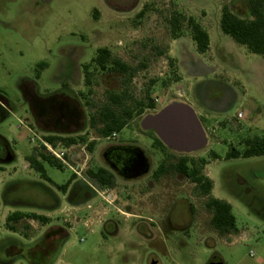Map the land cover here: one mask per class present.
I'll return each instance as SVG.
<instances>
[{
  "label": "rangeland",
  "instance_id": "1",
  "mask_svg": "<svg viewBox=\"0 0 264 264\" xmlns=\"http://www.w3.org/2000/svg\"><path fill=\"white\" fill-rule=\"evenodd\" d=\"M232 1L0 0V103L7 110L0 120V264L25 260L32 245L20 233L33 236L41 226L22 221L20 233L8 229L5 214L17 209L50 213L53 221L88 222L89 228L80 225L75 229L62 255V260L75 264H151V257L158 264H209L215 253L224 264H264V154L226 156L233 146L243 150L240 143L247 136L264 132V56L250 52L222 31V8L232 7ZM145 4V16L139 19L136 14ZM175 14L194 16L208 30L211 41L206 54L197 51L185 22L183 36L173 38L170 19ZM104 46L111 49L113 57L136 69L130 80L91 64ZM86 64L93 70L90 86L83 73ZM121 88H128L138 99L145 91L154 99L153 108L136 114L130 121L132 128L119 133L122 141L139 140L149 154L153 152L150 142L138 131L144 117L174 101L194 108L208 144L189 156L207 159L203 174L210 173L213 180L212 196L232 205L238 232L220 236L210 225L208 197H203L193 182L176 174L153 182V190L147 187V180L119 181L116 189H144L147 216L154 214L151 201L155 195H159L163 211L172 196L186 197L198 221L188 235L170 231L153 239H137L129 244L134 251L128 252L118 245L102 244L96 222L104 220L113 208L108 203L93 209L91 201L82 209L64 203V212H55L63 195L57 184L67 183L73 173L67 166L59 168L43 161L51 182L31 167L26 157L34 153L40 160L43 150L31 141L27 127L41 138L54 132H41L39 125L51 123L58 135L101 138L95 139L93 151L87 149L84 154L80 150L76 156L81 162L77 170L84 174L91 166L104 165L101 152L106 142L89 124L91 116L104 104L109 90L119 92ZM76 93L74 101L64 98ZM41 102L60 108L71 103L77 116L79 112L82 116V128L66 132L67 117L58 118L62 113L58 107L57 116L47 108L49 113L36 122L34 109ZM129 104L135 105L134 100ZM239 111H244L245 120L237 118ZM10 150L15 158L5 160Z\"/></svg>",
  "mask_w": 264,
  "mask_h": 264
},
{
  "label": "flooded vegetation",
  "instance_id": "2",
  "mask_svg": "<svg viewBox=\"0 0 264 264\" xmlns=\"http://www.w3.org/2000/svg\"><path fill=\"white\" fill-rule=\"evenodd\" d=\"M145 6L146 4L136 14L137 17L138 14L145 9ZM229 8L241 17H245L246 15V17L250 16L249 0H233L232 7L229 6ZM144 16L145 14L143 17ZM91 64H94L95 68H98L102 72L107 71L122 74L125 77L124 79L127 77L125 74L112 69L103 70L96 62H93V60ZM89 72L92 75L93 70H89ZM83 73L86 77L84 66ZM124 89L125 88H121L120 91H123ZM108 92L106 93V97ZM146 95L147 93L145 91L142 98L146 97ZM77 97L78 93H76L74 97L68 95L65 98L66 100L74 101ZM69 104L71 105V103ZM69 104L66 102L63 107L64 109H62L63 117H67L65 125L68 126V129H65V131L76 132L82 128V121L78 118L77 114ZM6 113L7 110L5 105L0 103V120ZM125 128L132 127L128 124L122 130ZM138 131L145 139L149 140L153 149L151 154H149L147 149L139 143V140L122 141L119 138L120 132H114L116 133L115 137H111L113 133L108 136H102V139L106 142L104 149L101 152V158L104 165L97 164L91 166L90 169L95 171V175L92 176L88 174V170L90 169L86 170L84 174L81 175L72 171L73 174L67 182V188L60 189L57 187L63 195L55 209V212H64V203L72 204L79 209H82V207L90 201L93 203L90 205L91 209L103 207L108 203L113 208L110 209L104 220L96 222V224H99L97 227L102 234V244L118 245V247H121L120 249L123 250L126 248V251L128 252L134 251L129 248V244H134L137 239H139V241L141 239H153L158 235L170 231H178L184 235H188L191 233L190 230L197 227L198 222L193 204L184 196H172V199L169 200L168 207L163 211L160 207L161 199L159 195H155L153 201H151L154 214H152V216H147L145 215L147 208V193L144 189L130 190L124 187L122 189H116L119 181L136 182L147 180V187L150 190H153V182L161 181L163 178L172 176L173 174H176L178 178L193 182L190 176L179 167V164L185 158L188 159V165L192 166L193 160H195L193 156H189V153L179 152L168 147L154 130L144 129L142 127V122L140 130ZM0 153H2L1 147ZM6 156L5 160H12L15 158V154L11 150ZM29 156H34V153L26 157L27 162L32 167ZM143 162L145 166H143ZM206 165H208V163L204 166ZM2 166L3 163L0 162V167ZM24 168H27V166H24ZM201 170L203 174V168ZM205 176L210 178V173L205 174ZM193 183L198 186L197 183ZM150 194L152 195L153 193L151 192ZM201 195L203 197H208L209 200V196ZM118 205H121L124 210ZM207 209L212 213L213 217L212 210L208 207ZM15 213H21L23 216L19 219L8 221V217ZM124 216L132 218L128 219ZM5 218V225L7 228L19 233L18 225L22 223V221H26L29 225H33L32 223L34 222L41 225L40 229L37 230V234H34L33 236L20 233L21 236L26 237L30 241L32 247L25 260L19 259L14 262V264H20V261L26 262L27 264H75L72 261L62 260V255L64 254L66 246L71 243L72 233L75 229L80 225L89 228L88 222L86 221H76L75 223L70 220L53 221L51 220L50 213L36 211L26 212L18 209L11 210L6 212ZM215 230L220 236L226 235L222 234L217 229ZM150 260L151 264H158L156 258L151 257ZM211 262L224 264L222 257L218 253L213 254L209 264Z\"/></svg>",
  "mask_w": 264,
  "mask_h": 264
},
{
  "label": "trees",
  "instance_id": "3",
  "mask_svg": "<svg viewBox=\"0 0 264 264\" xmlns=\"http://www.w3.org/2000/svg\"><path fill=\"white\" fill-rule=\"evenodd\" d=\"M249 5V17H241L235 14L229 6L224 5L220 21L221 29L225 34L234 38L237 43L246 46L250 52L264 56V0H249ZM145 13L146 9L142 10L138 14V18H142ZM184 22L191 30V38L196 45L197 51L200 54H206L210 50V34L194 16L186 17L183 14H175L170 19L173 38L177 39L183 36L182 25ZM93 62H96L103 70L112 69L123 73L129 80L136 72L135 68L124 63L121 59L113 57L111 50L107 47H100L98 49L97 55L93 58ZM90 66L91 64L84 65L87 86L92 84L91 73L89 72ZM89 92H91V90H89ZM81 94L84 95L83 92H81ZM130 99L134 100L135 105L129 104ZM147 99L150 100L149 103H146ZM89 103L90 102H88V104ZM64 106L65 104L60 108V105H48L41 102L39 103V107L37 106V109H34V111L37 112L34 114L35 118L39 120L45 117L49 113L47 112V108H51V112L54 116H57V112L55 111L59 108V112L62 113H59L58 118H61V116H63L62 109H64ZM147 107H154V99L148 94L146 97L138 99L128 88L119 92L109 91L106 101L98 108L97 113L91 116L89 124L96 128L98 133L102 136H108L114 132H120L124 127L130 124V121L134 119L136 114H141ZM78 117L79 119L82 118L80 112L78 113ZM45 138L51 142L61 140L67 146L74 143H86L88 141L86 134L77 136L51 134L45 136ZM240 144L244 145L243 150H239L237 147L233 146L226 156L228 158H236L240 156L250 157L262 155L264 154V132L253 136H247ZM94 146L95 142L92 141L89 143L88 149L93 151ZM212 155L215 158L219 157L215 152H213ZM40 157L41 159L38 160L35 155L29 156V160L32 166L39 170L44 178L52 181L46 174L43 161H47L59 168H63V165L56 158L45 152H41ZM206 163H208L206 158H200L199 160H193V165L190 166L188 165V159L185 158L179 164V167L190 176L193 182L198 184L197 187L200 189L201 194L209 196L207 207L213 212V217L211 219L212 227L222 234L238 232L232 205L225 200L212 196L213 180L203 175L201 170ZM88 174L91 176L95 175V171L90 169L88 170ZM67 186L68 183L63 185L57 184V187L60 189H66ZM22 216L23 214L21 213H15L8 217V221L19 219Z\"/></svg>",
  "mask_w": 264,
  "mask_h": 264
},
{
  "label": "water",
  "instance_id": "4",
  "mask_svg": "<svg viewBox=\"0 0 264 264\" xmlns=\"http://www.w3.org/2000/svg\"><path fill=\"white\" fill-rule=\"evenodd\" d=\"M142 127L154 130L164 144L179 152H197L208 144L201 119L194 108L183 101L171 102L156 114L145 116Z\"/></svg>",
  "mask_w": 264,
  "mask_h": 264
},
{
  "label": "built area",
  "instance_id": "5",
  "mask_svg": "<svg viewBox=\"0 0 264 264\" xmlns=\"http://www.w3.org/2000/svg\"><path fill=\"white\" fill-rule=\"evenodd\" d=\"M237 118L239 120H245L246 115L244 111H239ZM31 141L35 144V146L39 149H42L43 152L50 154L52 157L56 158L63 166L69 167L74 173H77L78 175H81L82 173L77 170L79 165H81V162H79L76 159V156L80 154V150L83 151L84 154H86V150L88 149V145L90 142L95 140L96 138H91L88 140V142L79 144V143H74L69 146L65 145L63 141L57 140L55 142H51L47 140L46 138H41L39 137L30 127H27ZM116 133H113L111 137H115ZM36 140L37 144L35 143ZM72 162L74 165L72 166L70 164ZM88 163V161L85 162L84 166ZM76 166V168H75ZM83 166V167H84ZM82 170V169H81ZM85 172V171H84ZM251 255L254 256V253L251 252Z\"/></svg>",
  "mask_w": 264,
  "mask_h": 264
},
{
  "label": "crops",
  "instance_id": "6",
  "mask_svg": "<svg viewBox=\"0 0 264 264\" xmlns=\"http://www.w3.org/2000/svg\"><path fill=\"white\" fill-rule=\"evenodd\" d=\"M246 16H247V15H246ZM246 16H245V17H246ZM36 122H37V120H36ZM36 124H37V123H36ZM51 124H53V123H51ZM51 124H50V125H45V124H44L45 127H43V125H42V126L39 125V124H38V125L41 127V128H39V129L41 130V132H50V133H51V132H54V133H51V134H56V132H55L56 130H52ZM28 127H29V126H28ZM30 128H31V127H30ZM39 129H38V130H39ZM28 132H29V131H28Z\"/></svg>",
  "mask_w": 264,
  "mask_h": 264
}]
</instances>
